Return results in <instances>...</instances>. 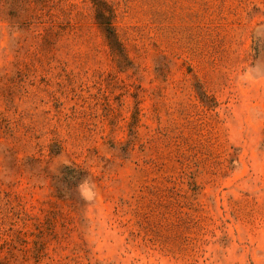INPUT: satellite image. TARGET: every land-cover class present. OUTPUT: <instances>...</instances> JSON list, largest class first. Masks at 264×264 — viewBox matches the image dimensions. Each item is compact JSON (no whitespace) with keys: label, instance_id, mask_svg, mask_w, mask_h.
Wrapping results in <instances>:
<instances>
[{"label":"rangeland","instance_id":"1","mask_svg":"<svg viewBox=\"0 0 264 264\" xmlns=\"http://www.w3.org/2000/svg\"><path fill=\"white\" fill-rule=\"evenodd\" d=\"M0 264H264V0H0Z\"/></svg>","mask_w":264,"mask_h":264},{"label":"clouds","instance_id":"2","mask_svg":"<svg viewBox=\"0 0 264 264\" xmlns=\"http://www.w3.org/2000/svg\"><path fill=\"white\" fill-rule=\"evenodd\" d=\"M78 192L85 200H90L94 197L93 185L88 178H85L77 187Z\"/></svg>","mask_w":264,"mask_h":264},{"label":"trees","instance_id":"3","mask_svg":"<svg viewBox=\"0 0 264 264\" xmlns=\"http://www.w3.org/2000/svg\"><path fill=\"white\" fill-rule=\"evenodd\" d=\"M108 33L114 37L113 33L111 32V29H108Z\"/></svg>","mask_w":264,"mask_h":264}]
</instances>
